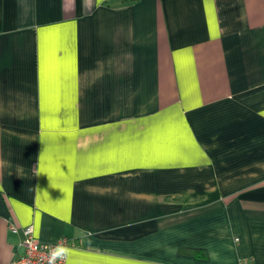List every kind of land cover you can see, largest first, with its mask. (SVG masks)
Returning a JSON list of instances; mask_svg holds the SVG:
<instances>
[{
	"label": "crops",
	"instance_id": "crops-1",
	"mask_svg": "<svg viewBox=\"0 0 264 264\" xmlns=\"http://www.w3.org/2000/svg\"><path fill=\"white\" fill-rule=\"evenodd\" d=\"M67 264H264V0H0L9 226Z\"/></svg>",
	"mask_w": 264,
	"mask_h": 264
},
{
	"label": "built area",
	"instance_id": "built-area-1",
	"mask_svg": "<svg viewBox=\"0 0 264 264\" xmlns=\"http://www.w3.org/2000/svg\"><path fill=\"white\" fill-rule=\"evenodd\" d=\"M9 229L12 233L20 235V252H15L12 260L8 264H48L49 252L57 242H61L66 246L69 245V241L65 237H61L53 243L38 241L33 235L31 225L22 228L10 225ZM58 264H65V261H58ZM241 264H245V262Z\"/></svg>",
	"mask_w": 264,
	"mask_h": 264
},
{
	"label": "clouds",
	"instance_id": "clouds-1",
	"mask_svg": "<svg viewBox=\"0 0 264 264\" xmlns=\"http://www.w3.org/2000/svg\"><path fill=\"white\" fill-rule=\"evenodd\" d=\"M71 254V249L68 248L65 244L57 242L49 252L48 264H58V261L64 260L67 264V258Z\"/></svg>",
	"mask_w": 264,
	"mask_h": 264
},
{
	"label": "trees",
	"instance_id": "trees-1",
	"mask_svg": "<svg viewBox=\"0 0 264 264\" xmlns=\"http://www.w3.org/2000/svg\"><path fill=\"white\" fill-rule=\"evenodd\" d=\"M124 2H127V1H133V0H123Z\"/></svg>",
	"mask_w": 264,
	"mask_h": 264
}]
</instances>
